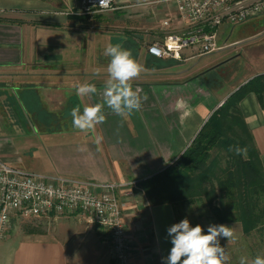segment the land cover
Masks as SVG:
<instances>
[{"label": "crops", "instance_id": "crops-1", "mask_svg": "<svg viewBox=\"0 0 264 264\" xmlns=\"http://www.w3.org/2000/svg\"><path fill=\"white\" fill-rule=\"evenodd\" d=\"M78 2L0 0V160L7 164L82 182H135L172 163L235 86L264 74H252L219 94L204 75L189 76L197 69L186 70L188 52L180 60L146 54V45L160 40L161 32L183 31L171 5L112 0L113 9L104 13L69 14ZM117 43L141 65L131 84L147 99L127 118L105 106L102 124L86 132L75 129L71 109L102 102L98 93L110 62L105 49ZM82 83L94 84L98 93L77 96L74 86ZM238 108L264 172V105L247 92ZM126 199L122 220L129 264H163L172 247L167 229L178 223L172 206L148 203L138 184ZM39 219L38 228L33 224L24 233L8 224L0 238V264H113L106 232L81 214Z\"/></svg>", "mask_w": 264, "mask_h": 264}, {"label": "built area", "instance_id": "built-area-1", "mask_svg": "<svg viewBox=\"0 0 264 264\" xmlns=\"http://www.w3.org/2000/svg\"><path fill=\"white\" fill-rule=\"evenodd\" d=\"M173 7L185 27L165 33L146 45L155 59L180 60L183 52L201 57L218 49V29L264 17V0H158ZM113 9L112 0H79L72 15L100 14ZM162 27L167 21H162ZM136 184L133 180L82 182L65 176L26 171L0 160V236L11 215L60 216L78 213L102 228L109 239L113 264H129V245L122 220L124 202Z\"/></svg>", "mask_w": 264, "mask_h": 264}, {"label": "trees", "instance_id": "trees-1", "mask_svg": "<svg viewBox=\"0 0 264 264\" xmlns=\"http://www.w3.org/2000/svg\"><path fill=\"white\" fill-rule=\"evenodd\" d=\"M247 92L254 93L260 106L264 105V74L238 84L209 113L172 163L135 181L148 203H169L177 221L176 205L189 204L202 197L217 221H223L227 218L223 209L211 204L218 196L222 207L223 201L232 205L243 233H248L253 226L264 230V172L238 108V101ZM232 146L246 147V155L229 151ZM222 151L225 163L218 166L217 156Z\"/></svg>", "mask_w": 264, "mask_h": 264}, {"label": "rangeland", "instance_id": "rangeland-1", "mask_svg": "<svg viewBox=\"0 0 264 264\" xmlns=\"http://www.w3.org/2000/svg\"><path fill=\"white\" fill-rule=\"evenodd\" d=\"M168 17L167 15L163 16L167 19ZM161 33L157 38L162 37ZM217 47L218 49L210 54L190 58L185 68H187L186 70L196 68L197 70L189 76L204 75V79L212 87L219 90V94H222L252 74L264 71V17H259L239 26L220 27L218 29ZM29 70V68L24 69V81L26 82L31 81ZM42 74L44 73L42 72ZM1 100L2 97L0 96V102ZM2 108L3 105L1 110ZM16 117L21 121L18 115ZM20 121L15 122L16 126L17 123L21 124ZM2 133L0 126V135ZM214 152L215 150L212 151V154ZM217 157V165L223 166L225 163L223 151L219 152ZM213 184L215 185V181ZM211 204L221 207L227 218L223 221H217V216L209 210V206L201 197L189 204L175 206L178 223L187 218L191 227L200 225L204 230L203 234H208L207 228L210 225H225L232 228L234 232L232 240L228 241L222 236L218 238L220 246L226 249L229 256L228 264H239L241 257H246L250 262L255 256L264 255V230L261 227L253 226L245 234L229 201H225V203L223 201L222 207L217 196L211 200ZM39 220V217L17 215L10 218L9 227L11 230L24 233L29 227L32 228L33 224H36L38 228Z\"/></svg>", "mask_w": 264, "mask_h": 264}, {"label": "clouds", "instance_id": "clouds-1", "mask_svg": "<svg viewBox=\"0 0 264 264\" xmlns=\"http://www.w3.org/2000/svg\"><path fill=\"white\" fill-rule=\"evenodd\" d=\"M105 55L110 57V62L107 65L108 78L102 91L98 93L97 87L90 83L74 86L79 97L98 93L102 99V102L85 105L82 111L79 106L71 109L73 127L80 131H90L102 124L106 119L105 106L113 114L127 118L141 109L142 99H147L146 96L141 97V89L134 90L131 84L142 71L132 52L117 43L109 44ZM229 151L246 155L247 148L232 146ZM203 231L200 225L191 227L187 218L170 226L167 234L172 247L168 256L163 258V264H228L229 256L226 249L220 246L218 238L222 236L228 241L232 240L233 229L225 225H210L208 234H203ZM239 264H264V255H257L250 262L246 257H241Z\"/></svg>", "mask_w": 264, "mask_h": 264}, {"label": "water", "instance_id": "water-1", "mask_svg": "<svg viewBox=\"0 0 264 264\" xmlns=\"http://www.w3.org/2000/svg\"><path fill=\"white\" fill-rule=\"evenodd\" d=\"M246 82V81H245ZM244 82V83H245ZM241 84V83H240ZM238 86V85H237ZM237 86H235L230 92H228L223 98H222V100L217 104V106H219L223 101H224V99L237 87ZM216 106V107H217Z\"/></svg>", "mask_w": 264, "mask_h": 264}]
</instances>
